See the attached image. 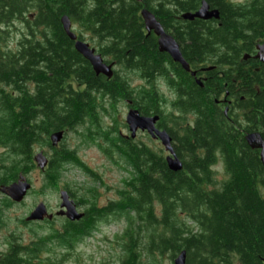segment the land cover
<instances>
[{
    "label": "trees",
    "instance_id": "16d2710c",
    "mask_svg": "<svg viewBox=\"0 0 264 264\" xmlns=\"http://www.w3.org/2000/svg\"><path fill=\"white\" fill-rule=\"evenodd\" d=\"M79 1L0 0V187L36 169L33 157L48 147L51 155L42 171L43 188L56 190L72 166L101 185L95 173L78 159L76 150H55L49 145L51 134L64 132L66 136L87 123L83 138L103 141L101 151L107 157L115 156L126 173L117 202L111 203L117 212L113 216L127 222L120 237L125 240L120 264H161L165 255L173 261L182 251L186 253L185 264H264V167L260 151L251 150L245 139L233 136L201 89L197 88L196 124L183 135V148L175 151L182 163L177 173L168 169L159 152L135 143L124 144L100 125L105 97L125 100L131 96L130 78L122 73L143 79L148 60H157V51L142 35L139 12L144 8L155 18L164 15L161 6L148 4L161 0H87L90 5L85 7ZM222 1L186 0L179 11H193L206 2L220 10L226 25L216 32L243 31L248 49L264 39V13L257 12L261 5L249 4L264 0H244L241 7L224 6ZM191 2L195 5H189ZM226 10L231 13L229 18ZM64 16L72 27L79 28L77 33L72 29L76 35L88 33L98 41L102 56L110 57L121 69L117 76L105 81L94 75L65 35L60 23ZM14 32L18 33L15 46L10 41ZM246 83L252 108L247 119L253 126L246 133L258 132L264 142V70L247 73ZM253 86L260 89L257 99ZM154 96L132 97L142 115L156 112ZM216 164L223 166L226 175L219 188L215 187ZM74 191L93 193L84 188L66 189L67 194ZM83 225L81 219L64 221L61 229H51L28 244L11 241L0 254V264H61L66 254L60 261L47 246L70 249L91 230ZM43 252L48 253L40 258Z\"/></svg>",
    "mask_w": 264,
    "mask_h": 264
},
{
    "label": "flooded vegetation",
    "instance_id": "af4514ba",
    "mask_svg": "<svg viewBox=\"0 0 264 264\" xmlns=\"http://www.w3.org/2000/svg\"><path fill=\"white\" fill-rule=\"evenodd\" d=\"M126 1L136 2L134 0ZM141 2H144V0L136 3ZM187 2L186 0H161L157 2L150 1V3H148V0H146V3L149 5H158L163 8L164 15L158 18L154 17V19L156 23H158L162 33L170 39L177 48L188 70H184L179 63L174 62L168 53L159 51V38L153 30L148 31L143 23L142 35L152 44L153 50L157 51V60L153 61L151 58L148 60L147 76L143 79L138 77L140 79L139 82H141L140 85L132 84V80L127 83L131 93L129 99L119 100L116 97L112 99H107V97H105V105L101 107L104 110V118L111 122L108 126H104L101 123V126L105 130L115 133L124 144L135 143L149 149H152L149 145L150 143L155 144L158 148V150L156 149L155 151L159 152L164 160L169 154L165 151V148L157 138H153L146 131L140 130H137L134 137H131L129 127L125 124V119L121 121L122 114L118 115L116 107H119V104L123 105L125 118L130 111H136L142 117L157 118L154 123V129L158 132L166 133L170 139V147L175 154L177 149L183 148L181 143L183 135L189 130H192L196 124V107L199 95L197 88H199L206 97L211 99V108L220 116H223L226 127L232 131L233 136L240 137L241 141V137L244 139L247 135V128L253 127L249 125L251 122L250 119H247V113L251 111L252 108H249L247 100L246 74L249 72L259 73L261 70H264V57L260 55V57H263L262 60L257 58L259 54L257 48L264 46V39H258L252 44L251 49H248L246 36L243 31L216 32L218 29L222 30L226 25L223 23L224 20L221 19L220 10L206 2L210 12L216 11L218 13L219 17L217 20H190L184 18L186 15H194L200 9L202 3L200 2L198 7L193 11L180 12L179 7ZM79 4L83 7L87 4L90 5V3H87V0H80ZM221 4L224 6L233 5L241 7L245 5L246 2L244 0H224ZM249 4L261 5V8H259L257 12L264 13L263 1ZM144 5L145 4H143V6ZM189 5L193 6L195 3L191 2ZM142 10L146 9L143 8ZM142 10H140L139 14H141ZM227 14V18H229L231 13L227 11ZM233 30L238 29L234 28ZM76 36L77 41L87 44L88 47L94 51V55L100 57L104 65L111 66L112 77L108 79L105 76L96 75L90 63L82 58L95 76H100L106 81L118 75L121 69L110 57L102 56L101 52L98 50L99 43L92 35L84 33L80 34V36ZM84 36H89V40ZM79 37L82 39L79 40ZM199 56H201V59H199ZM108 83L110 85L113 81ZM114 85L115 83L113 86ZM74 86L76 87V85ZM160 86H162L163 89H161ZM83 87L84 86L80 87V89H83ZM253 90L256 94L255 98L257 99L260 94V89L257 86H253ZM145 93L154 94L157 105L155 106L156 112L152 111L149 112L150 114L142 115L134 104L136 100L132 97H136L137 95L142 96ZM256 99H252L254 104H256ZM184 105L186 106L184 107ZM116 117H118L120 122L116 120ZM49 145L51 149L55 150L62 148V146H60L61 144H58L54 148L51 144ZM44 150H50V148H44ZM2 196L12 204H16L7 196L3 194ZM68 197L69 201L73 203L76 211L82 215L81 220H84L83 226L91 229L89 230L91 233H93L94 230H92L93 228L90 226H93V222L96 221L100 215H111L115 212V208L111 205V203H113L112 201L100 205L102 199H99L100 195L97 193H84L81 202L76 201V198L71 194H68ZM93 215H96V217L93 218ZM53 219L54 217H52L51 220ZM63 219L64 221H68L65 217H63ZM40 222L41 223H39V221L31 223L43 224L46 222V219ZM87 237L89 238L90 235Z\"/></svg>",
    "mask_w": 264,
    "mask_h": 264
},
{
    "label": "rangeland",
    "instance_id": "374dc122",
    "mask_svg": "<svg viewBox=\"0 0 264 264\" xmlns=\"http://www.w3.org/2000/svg\"><path fill=\"white\" fill-rule=\"evenodd\" d=\"M16 27L21 29L20 25H17ZM72 29L75 33L79 30L76 26H73ZM11 30L13 31V29ZM84 37L89 40V36ZM17 39L18 33L14 32L12 34V39L10 40L13 42L12 44L14 46ZM14 46L11 45L12 48ZM122 74L130 78V80H132L131 82H133L132 84H141V82H139L140 79L136 75ZM160 87L163 89L162 86ZM116 109L118 115L122 114L121 121H124L125 113L123 105L119 104V107H116ZM118 117H116V120L120 122ZM101 123L104 126L111 124L108 119L104 118L103 114L101 115L100 125ZM87 126L88 124L84 123V125L76 127L75 130L66 133V136L63 137L59 144H61L60 146L64 149L76 150L78 159L95 173L99 178L101 185H96L93 178L72 166L70 168L68 167L69 171H67L63 178L58 182L56 190L43 188L44 176L36 167V169L32 170L25 176L27 182L31 185V189L27 192L22 203L19 205L12 204L11 202L9 203L0 193V254L8 249L11 241L14 243L28 244L36 240L37 237H43L50 232L51 229L52 231H56L62 228L64 224L63 217L55 216L56 213L60 212L61 191H66L68 188L71 190L84 188L89 192L100 195L99 199H102L100 205L109 201H112L113 203L117 202V192L118 189L123 186L126 173L123 171L122 166L119 165L115 156L107 157L101 151L100 147H104L103 141H88L83 138L82 135L85 134V128H87ZM149 145L152 149L158 150L155 144L150 143ZM2 153L3 150L0 149V156ZM42 153L46 158L51 155L50 150H44ZM214 170L218 171L215 187L219 188L220 184L226 179V175L221 164H216ZM83 194V192L77 194L76 191L73 193L76 201H79ZM39 204H44L47 212L52 214L54 217L53 220H50L52 223H25L26 218ZM116 213L117 212L114 214ZM106 219L108 222H106ZM99 220L100 221L93 226V233L90 231L82 241L75 243L68 250L60 248L57 244L48 245L47 248L50 254H55L59 257L60 261L61 255L66 254L64 258L65 261L61 264H120V261L124 256L121 246L125 244V240H120V237L127 229V222L124 217L113 216V214L109 217L107 214H104ZM88 235H90L89 238L87 237ZM47 253L48 252H43L40 255V258L46 256ZM143 262H145L144 257ZM161 264H173V261L169 260L168 256L165 255L161 259Z\"/></svg>",
    "mask_w": 264,
    "mask_h": 264
},
{
    "label": "water",
    "instance_id": "95a60500",
    "mask_svg": "<svg viewBox=\"0 0 264 264\" xmlns=\"http://www.w3.org/2000/svg\"><path fill=\"white\" fill-rule=\"evenodd\" d=\"M140 2L141 0H134ZM143 23L146 29L153 30L156 36L159 38L158 46L160 52H166L169 54L171 59L179 63L184 70H188L187 65L184 63L182 57L180 56L177 48L173 45L172 41L168 39L161 31L158 23H156L154 16L146 10H142L140 14ZM218 13L216 11L210 12L208 6L205 2L201 3L200 9L194 15H186L184 18L187 19H199V20H209V19H218ZM62 29L67 36V38L74 42V50L82 58L87 60L94 73L96 75H102L110 79L112 77L111 66H106L102 63V60L99 56L94 55V51L91 50L87 44L77 41V36L72 31L71 22L68 17L64 16L60 19ZM259 54L257 58L261 60L264 57V46L257 48ZM263 56V57H260ZM157 118H146L142 117L136 111H130L126 118V125L129 127L131 137H134L137 130L146 131L153 138H157L161 145L165 148V151L168 152V156L165 161L168 169L177 173L182 170V163L176 157L174 152L170 147V139L164 132H158L154 129V123ZM64 132L53 133L49 137L51 146L56 147L63 139ZM245 142L251 150L260 151L259 158L262 166L264 167V142L261 135L258 132L250 133L245 136ZM33 162L39 171H44L47 166L48 160L42 152L37 153L33 157ZM31 185L27 182L25 176L19 175L16 182L0 187V193L7 196L13 203L19 204L23 201L27 192L30 191ZM60 212L56 213V216L65 217L68 221L75 222L79 221L82 218V215L79 214L73 203L69 201V197L66 191L60 192ZM52 215L47 213L46 207L44 204H39L35 210L30 213L26 218L25 222H37L43 221L44 219L50 221ZM186 253L182 251L176 258L173 260V264H185Z\"/></svg>",
    "mask_w": 264,
    "mask_h": 264
}]
</instances>
